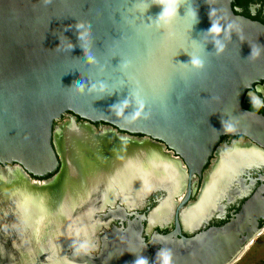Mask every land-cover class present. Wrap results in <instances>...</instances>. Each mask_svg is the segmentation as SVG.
Masks as SVG:
<instances>
[{
  "label": "water",
  "instance_id": "water-1",
  "mask_svg": "<svg viewBox=\"0 0 264 264\" xmlns=\"http://www.w3.org/2000/svg\"><path fill=\"white\" fill-rule=\"evenodd\" d=\"M233 3L180 0L177 19L158 27L155 21L162 9L155 0H0V165H20L28 179L51 176L59 188L67 177V143L73 148L78 143L80 149H89L90 144L68 141L67 133L87 131L103 143V136L100 140L74 122L55 139L53 124L66 113L160 142L182 160H172L145 139L107 138L124 149L115 165L128 167L131 160L132 168L145 167L154 174L148 175L153 187L145 198L164 190L166 200L178 197L163 166L176 168L180 179L190 181L194 174L200 175L223 135L246 136L264 148V118L241 106L245 92L264 80V25L235 14ZM190 10L196 11L195 19L188 15ZM213 21L238 27L215 38L217 43L207 34ZM218 46L224 48L220 55ZM256 46L260 55L253 60ZM193 56L204 61L203 71L192 69ZM222 121L232 124L233 131L226 132ZM77 156L79 167H87ZM109 160L105 151L104 164ZM53 184L42 190L49 191ZM189 194L190 190L185 201ZM252 203L223 229L181 239L173 264H233L254 238L257 219L264 217V206ZM16 208L9 202L0 215V228H9L11 239L10 245L0 247V264H44L51 257L44 250L20 263L13 257L14 251H23L14 242L25 248L32 244L15 224ZM250 214L254 218L248 225ZM143 221L144 216L135 214L130 222L135 231L125 230L124 239L98 263L133 264L136 256L146 257ZM228 233L232 235L225 242ZM240 233L247 236L240 239Z\"/></svg>",
  "mask_w": 264,
  "mask_h": 264
},
{
  "label": "flooded vegetation",
  "instance_id": "flooded-vegetation-1",
  "mask_svg": "<svg viewBox=\"0 0 264 264\" xmlns=\"http://www.w3.org/2000/svg\"><path fill=\"white\" fill-rule=\"evenodd\" d=\"M233 5H235L234 12L236 14L264 25V0H234ZM250 94L259 98L260 101H264V80L255 83L248 89L241 103L243 110L264 118V107L253 108L249 99ZM62 121H67V123L56 128V125ZM73 122L78 128L87 127L92 131L91 133L99 134V136L106 134L107 138L112 137L129 142H141L145 139L150 142L151 146L157 148L172 160L176 162L178 160L182 161L160 142L140 135L134 136L120 132L103 123L93 124L71 113L62 115L59 120L54 122L53 135H55V139L60 138L62 129L71 126ZM118 146L120 145L118 144ZM122 151L124 149L119 153ZM182 165L186 173H188V169L183 162ZM14 167H19L24 172V169L17 164L0 165V172L2 173L4 169L8 168L13 170ZM245 167H249L250 170L248 171ZM239 171L243 172L240 173ZM1 178L3 179L2 174ZM50 178L51 176L44 179L29 177V182L45 183ZM186 179H179L180 188L176 192L178 197L175 196L173 199L166 200L167 193L165 190L152 193L148 198L143 199L141 206L135 208L133 207L134 205L121 200L125 199V197L130 198L131 195L129 191L124 189L117 191L114 185L120 186L119 184H101L104 186L103 188H111L113 186L111 189H115V192L87 193L84 190L83 193L86 194L88 199L99 198L98 200H101L102 198H109L113 202L106 201L107 203L102 210L100 206L98 207L99 201L87 200L83 204L85 214L88 215L89 213V216H91L90 221L94 223H92L93 225H97L98 228L96 227L97 230L92 228L93 230L89 234L85 232L80 235L78 230L74 231L65 228L66 233L64 232L62 235L64 239L67 236L68 238L66 241L62 239L63 245H60L62 249L65 247L63 249L65 261L69 264H99L102 254L104 255L106 251L124 239L125 230L129 231V233L135 231V226L133 224L130 225V222L135 220V214H137L145 217V221L142 222L141 234L149 248L145 258L148 259L149 264H157L155 261L160 248L171 249L172 252L178 251L180 250L181 239L189 240L207 231L223 229L233 220H236L243 207L250 202H253L252 204L256 206H264V148L246 136L223 135L214 146L208 162L203 167L200 175L194 174L190 181ZM10 181L11 183H20L21 178L15 177V179ZM188 190H190V194L185 201ZM49 191L52 192L51 189ZM160 203L164 205L161 213L163 212L165 215H162L160 223L151 226L148 218L155 213L153 212L155 209H159L157 207ZM253 218L254 216L251 214L246 217L248 225ZM248 227L251 228V225ZM256 231L252 232L254 238L249 242L250 244L247 242L235 262L264 235V217L257 219ZM237 232L235 233L237 234ZM231 235L232 233H228L224 241H227L226 238L230 239ZM246 236V233H240L239 235L240 239ZM158 237L164 240H159ZM80 238L82 239L80 240ZM54 243L60 244L61 242L57 240L52 242V244ZM83 243H92L94 245L93 250L87 254L88 256L77 251L78 247ZM77 253L80 255H77ZM90 256L94 259L92 260ZM59 259L63 260L62 255Z\"/></svg>",
  "mask_w": 264,
  "mask_h": 264
},
{
  "label": "bare ground",
  "instance_id": "bare-ground-1",
  "mask_svg": "<svg viewBox=\"0 0 264 264\" xmlns=\"http://www.w3.org/2000/svg\"><path fill=\"white\" fill-rule=\"evenodd\" d=\"M107 137L106 134L103 136V144L91 138L87 131L73 134L67 133L68 141L70 139L73 141L74 138L76 142L81 140L82 142L88 141L90 144H88L89 149L81 148V150L78 143L75 148L67 143L66 154L69 157L67 177L65 183L60 184L59 188H55L56 184H53L55 180H50L45 183H30L26 173L19 167H14L13 170L11 168L10 173L11 177L15 176L21 178V182H15L14 185L8 186L7 183H3L4 180L1 178L2 173L0 172V215L6 212V205L9 202H13L15 207H17L14 209L15 224L17 228L19 227L21 229L19 231L23 230L24 236L27 234L28 239L32 241V244L27 245V248L21 246L22 243L15 244L14 242L15 247L24 251H22L23 254L19 250L14 251L13 257L18 263L23 259H31V256L35 255L36 251L39 250L38 252H40L44 250L48 251L51 255L47 261H44V264H69L65 261V254L62 256L63 260L59 259L61 251L65 248L62 249L60 247V245H63L62 239L66 241L68 238L67 236V238L65 237L64 239L62 235L65 232V228L74 231L78 230L79 235L85 232L89 234L93 229L97 230L96 227L98 228L97 225H93L94 223L90 221L91 216H89V213L87 215L84 212L85 208L83 204L89 200L86 194L83 193L84 190L87 191V193L104 191L107 193L108 191L115 192V189L117 191L124 189L129 191L131 196L130 198L125 197V199L121 200L134 205V208L142 205L143 199L147 197L146 194L149 188L153 187V180L149 178L148 175L154 174L151 171L149 172L145 167L138 168L135 166L136 168H132L133 164L131 160L128 162V167H122V163H117L115 165L117 162L116 160L123 156L122 154L124 151L121 152L122 154L119 153L121 148L116 144H111L109 140H107ZM99 139L102 140V136H100ZM104 145L108 148H104ZM105 151H107V155L111 160L106 161L104 164ZM77 154L85 159L84 161L87 167L85 165V167H79L80 163L78 164L77 162L79 161V159H77ZM73 156L75 157L74 159L77 160H72ZM148 161L149 160H147V162ZM111 163H113V165ZM135 164L140 165L139 162ZM162 169H164V173H166V179L170 182V186H173V191L176 190L177 192L180 188L178 182H180L179 179L181 178L177 169L165 165ZM140 172H144V174L141 176ZM102 183H114L120 186L114 185L116 187L115 189H111L113 186L111 188H103L104 186L101 185ZM48 184H53L51 186L52 192L42 190ZM61 200L63 201L62 204L60 203ZM106 201L110 202L112 200L109 198H102L101 202L98 203V207L100 206L101 210L107 203ZM54 203L57 204L56 208ZM163 207L164 205L160 204L159 209L148 218L149 223L151 222V226L160 223L162 215H165L163 212L161 213ZM5 221L6 220L3 219L4 223H6ZM8 229L9 228H0V247L11 244V239L7 237V235H9L7 232ZM26 237H23V239L25 240ZM81 239L82 238H80V240ZM57 240L61 243L52 244V242H56ZM21 254L23 256L22 258Z\"/></svg>",
  "mask_w": 264,
  "mask_h": 264
},
{
  "label": "clouds",
  "instance_id": "clouds-1",
  "mask_svg": "<svg viewBox=\"0 0 264 264\" xmlns=\"http://www.w3.org/2000/svg\"><path fill=\"white\" fill-rule=\"evenodd\" d=\"M155 3L157 6H159L162 11L156 18V24L157 26L163 25L164 27L170 26L178 17V10L180 7V0H155ZM215 13V9H212L209 13L210 19L213 17ZM193 19L196 17V11L190 10L188 13ZM83 25H80L82 27ZM238 26L235 23H228L227 26H222L219 22L213 21L211 28L208 30V35H211L214 37V42L218 43V40L215 38H218L222 33H230L231 31L235 30ZM224 51L223 46L217 47V55L222 54ZM259 46L253 47L252 57L251 59H257L259 58ZM190 66L195 71H203L204 69V61L199 57H191L190 58ZM78 88H82V84H77ZM250 102L253 108H260L264 107V101H260L259 98L253 97L250 94ZM139 115V113H137ZM222 124L224 125V130L226 132H232L233 131V125L222 121ZM94 248V245L92 243H83L81 244L77 251L79 253L88 254L90 251H92ZM157 264H173V252L171 249H163L160 248L157 252L156 261ZM133 264H149V261L147 258L141 256H136V259L134 260Z\"/></svg>",
  "mask_w": 264,
  "mask_h": 264
},
{
  "label": "rangeland",
  "instance_id": "rangeland-1",
  "mask_svg": "<svg viewBox=\"0 0 264 264\" xmlns=\"http://www.w3.org/2000/svg\"><path fill=\"white\" fill-rule=\"evenodd\" d=\"M66 123L67 121L59 122L58 125H56V128L63 126ZM4 170L2 171L3 182L12 180L10 168ZM233 264H264V235H262L253 246L248 248L244 255Z\"/></svg>",
  "mask_w": 264,
  "mask_h": 264
},
{
  "label": "trees",
  "instance_id": "trees-1",
  "mask_svg": "<svg viewBox=\"0 0 264 264\" xmlns=\"http://www.w3.org/2000/svg\"><path fill=\"white\" fill-rule=\"evenodd\" d=\"M235 5H232V8L234 9ZM236 14V12H234Z\"/></svg>",
  "mask_w": 264,
  "mask_h": 264
}]
</instances>
